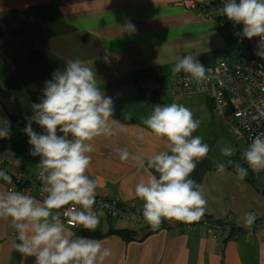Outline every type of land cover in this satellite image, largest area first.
I'll return each instance as SVG.
<instances>
[{"label":"crops","instance_id":"crops-1","mask_svg":"<svg viewBox=\"0 0 264 264\" xmlns=\"http://www.w3.org/2000/svg\"><path fill=\"white\" fill-rule=\"evenodd\" d=\"M231 37L176 0H0V159L10 172L45 174L59 190L119 198L152 215L189 208L241 229L264 225V183L234 168L243 144L229 125L208 127L211 98L201 94L210 100L202 116L195 107L180 114L197 134L188 143L183 127L150 106L167 107V89L140 93L156 78L232 65ZM38 138L40 152L29 156ZM220 138L238 150L234 159L214 147ZM120 219L101 213L93 230L69 228L49 199L10 193L0 179V264H264V234L215 240Z\"/></svg>","mask_w":264,"mask_h":264},{"label":"built area","instance_id":"built-area-1","mask_svg":"<svg viewBox=\"0 0 264 264\" xmlns=\"http://www.w3.org/2000/svg\"><path fill=\"white\" fill-rule=\"evenodd\" d=\"M176 4L201 11L206 19L216 23L223 35L234 36L238 43L236 60L224 62L197 73L176 74L141 87V94L151 98L162 89L171 95L187 98L207 94L217 116L227 125L234 137L242 141L236 170L249 169L264 183V0H176ZM226 8L237 11L234 17L221 19L218 14ZM180 112L170 113L179 120ZM42 138L27 144L28 155L40 152ZM241 172V171H240ZM0 179L10 193L23 195L34 192L39 200L49 199L57 222L72 229L93 230L101 213L139 223L148 233L168 228L202 231L208 238L229 240L242 235L264 234L262 222L241 229L231 217L219 219L196 216L185 208L179 216L167 213L149 214L119 198L105 196L83 197L73 187L58 189V183L45 174L29 175L10 172L5 159H0Z\"/></svg>","mask_w":264,"mask_h":264},{"label":"rangeland","instance_id":"rangeland-1","mask_svg":"<svg viewBox=\"0 0 264 264\" xmlns=\"http://www.w3.org/2000/svg\"><path fill=\"white\" fill-rule=\"evenodd\" d=\"M237 13V11L235 9L232 8H226L224 9L222 12H220L218 14V17L221 19H229L234 17V15ZM238 46L237 41L235 40V42H233V38L231 37V39H229V41L226 44V48H225V52H230L232 51L235 46ZM162 78H156L154 80H152L151 82H149V84H154L157 80H160ZM148 84V85H149ZM141 90V87H140ZM163 90V89H162ZM161 91V90H160ZM168 92V93H167ZM167 92H162V95L164 97L165 103H166V108L168 110V113L166 116H162L163 119L166 120H171L170 119V113L174 112V111H179L180 114L182 115V117H184L186 114L188 113H193L194 114V107L195 109L198 111L199 116H202L203 111H202V107L204 105L207 106V103H209V97H206L205 95H200V96H194V97H189V98H181L179 97L178 99H173L170 95H169V89H167ZM141 93V91H140ZM151 110V109H150ZM212 121L209 123L208 127L212 129V133L213 132H217V131H226L227 130V126L224 125L223 121L217 116L216 112L213 109V115H212ZM143 117L139 118V120H142ZM197 123V119L195 118L194 120ZM157 122H161V120L157 119ZM187 126H182L183 130H179V135L182 139V141L184 142H191V140L193 139V137H197V134H193L190 131V127H192L191 124H189L188 122L186 123ZM205 139V137L203 138ZM31 156V155H29ZM117 220V219H116ZM122 220V219H120Z\"/></svg>","mask_w":264,"mask_h":264},{"label":"water","instance_id":"water-1","mask_svg":"<svg viewBox=\"0 0 264 264\" xmlns=\"http://www.w3.org/2000/svg\"><path fill=\"white\" fill-rule=\"evenodd\" d=\"M151 108L152 110L156 111L158 114L162 115V116H166L167 115V108L161 104H155V103H151ZM185 126H187L185 124ZM191 129V127H190ZM214 147L219 150L227 159H234L236 156L234 153L237 154L238 150H236L235 148H233L230 144V142L228 140H226L225 138H220L219 140L216 141ZM233 149V150H232ZM256 188L261 189L259 185H255Z\"/></svg>","mask_w":264,"mask_h":264},{"label":"trees","instance_id":"trees-1","mask_svg":"<svg viewBox=\"0 0 264 264\" xmlns=\"http://www.w3.org/2000/svg\"><path fill=\"white\" fill-rule=\"evenodd\" d=\"M173 126L175 127H180L182 128V126L180 125L182 122L181 119L179 120H176V121H173V120H168ZM186 146V145H185ZM244 173H247V170L243 169ZM253 176V175H252ZM250 176V177H247L249 180H251L253 177ZM115 234L121 236L122 238L126 239V240H133L134 239V236H135V232L132 231V230H117V231H114ZM41 264H56L55 263V258L54 257H51L49 258L48 260H45L43 261Z\"/></svg>","mask_w":264,"mask_h":264}]
</instances>
